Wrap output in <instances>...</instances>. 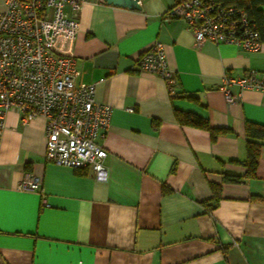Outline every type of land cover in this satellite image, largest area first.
<instances>
[{"label": "crops", "instance_id": "obj_1", "mask_svg": "<svg viewBox=\"0 0 264 264\" xmlns=\"http://www.w3.org/2000/svg\"><path fill=\"white\" fill-rule=\"evenodd\" d=\"M173 1L139 0L130 10L88 0L75 39L55 41L75 59L76 84L93 85L95 102L112 110L96 140L107 153L104 182L90 169L45 161L42 118L22 125L16 112L6 114L0 264H264V148L255 176L245 177L246 124L264 125V90L228 86L231 103L223 91L227 78L264 76V46H197L183 21L165 18ZM156 42L172 93L138 67ZM176 112L220 133L180 125ZM27 177L39 178L40 189L19 190Z\"/></svg>", "mask_w": 264, "mask_h": 264}, {"label": "built area", "instance_id": "obj_2", "mask_svg": "<svg viewBox=\"0 0 264 264\" xmlns=\"http://www.w3.org/2000/svg\"><path fill=\"white\" fill-rule=\"evenodd\" d=\"M88 0H2L0 12V132L8 112L18 114L25 125L35 118L45 122L47 163L72 170L90 169L104 182L107 156L96 140L104 136L112 110L94 100V86L77 85L80 75L71 56L59 54L55 41L74 40L78 33V13ZM167 20L185 23L195 45L204 42L230 44L245 51H259L261 41L255 24L236 6H223L212 0H174L165 14ZM141 71L164 80L173 92L174 79L165 49L156 42L138 59ZM264 90V76L248 72L236 79H225L227 102L234 98L227 87ZM36 177L18 184L21 191H37ZM42 206L49 208L45 200Z\"/></svg>", "mask_w": 264, "mask_h": 264}, {"label": "trees", "instance_id": "obj_3", "mask_svg": "<svg viewBox=\"0 0 264 264\" xmlns=\"http://www.w3.org/2000/svg\"><path fill=\"white\" fill-rule=\"evenodd\" d=\"M223 6H236L243 10L250 21L255 24L256 30L259 33V37L264 42V0H212ZM185 99L194 101L195 98L191 96H185ZM176 119L180 125H187L203 130H207L211 135L215 136L220 132L212 130L208 123L198 116L188 113H175ZM246 138H247V159L246 167L247 173L245 177H254L255 171L260 155V150L264 148V125L248 123L246 124ZM77 171V170H76ZM225 180H229L226 178ZM230 181H233L230 179ZM215 199L218 200L220 196V188H213Z\"/></svg>", "mask_w": 264, "mask_h": 264}, {"label": "water", "instance_id": "obj_4", "mask_svg": "<svg viewBox=\"0 0 264 264\" xmlns=\"http://www.w3.org/2000/svg\"><path fill=\"white\" fill-rule=\"evenodd\" d=\"M108 5H113L120 8H127L130 10H139V0H104Z\"/></svg>", "mask_w": 264, "mask_h": 264}]
</instances>
